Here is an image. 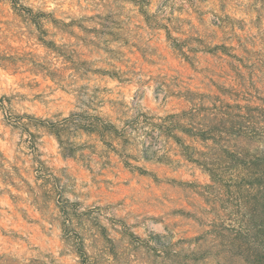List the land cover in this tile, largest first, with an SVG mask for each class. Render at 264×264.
Segmentation results:
<instances>
[{
	"label": "rangeland",
	"instance_id": "1",
	"mask_svg": "<svg viewBox=\"0 0 264 264\" xmlns=\"http://www.w3.org/2000/svg\"><path fill=\"white\" fill-rule=\"evenodd\" d=\"M22 4L0 0V264H264L241 226L264 0Z\"/></svg>",
	"mask_w": 264,
	"mask_h": 264
},
{
	"label": "trees",
	"instance_id": "2",
	"mask_svg": "<svg viewBox=\"0 0 264 264\" xmlns=\"http://www.w3.org/2000/svg\"><path fill=\"white\" fill-rule=\"evenodd\" d=\"M10 1L16 8H19L20 10L29 11L31 13L33 12L32 9L27 8L22 4V0H10ZM254 125L255 126H253V128L246 127L247 129L246 131H251L254 138L257 139L258 142H261L264 145V121L256 122V124ZM242 133L247 134L248 132H242ZM261 152L262 154H257L252 156L250 166L245 168L247 169L246 171L252 172L253 177H257V179L262 180L261 183L263 184L260 185L258 184V188L252 187L247 191L248 198L252 201L248 202L251 203L248 204L251 207L247 208L248 212L245 214V216H243V219L241 220V226L243 227H245L246 224L248 226V224L250 223L251 224L258 223V225H264V153L263 151ZM240 155L241 158H239L238 160L241 161V164H239V166H241L245 162L244 161L245 158H248V156L245 154H240ZM240 206L244 207V203L242 204L241 202Z\"/></svg>",
	"mask_w": 264,
	"mask_h": 264
}]
</instances>
